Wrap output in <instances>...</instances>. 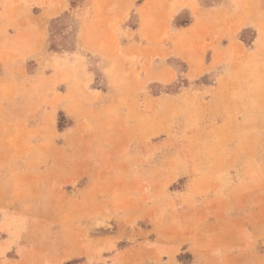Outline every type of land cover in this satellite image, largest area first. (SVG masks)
I'll list each match as a JSON object with an SVG mask.
<instances>
[{
  "label": "rangeland",
  "instance_id": "1",
  "mask_svg": "<svg viewBox=\"0 0 264 264\" xmlns=\"http://www.w3.org/2000/svg\"><path fill=\"white\" fill-rule=\"evenodd\" d=\"M0 264H264V0H0Z\"/></svg>",
  "mask_w": 264,
  "mask_h": 264
},
{
  "label": "crops",
  "instance_id": "2",
  "mask_svg": "<svg viewBox=\"0 0 264 264\" xmlns=\"http://www.w3.org/2000/svg\"><path fill=\"white\" fill-rule=\"evenodd\" d=\"M262 1V0H261ZM231 16H228V14H224L223 13V17H225V20H226V22L227 23H234V22H240V25H244V24H249L250 23V17H249V15H246L245 13H243V12H240L239 14H230ZM128 66H131V68L132 69H134V71H135V66H138V65H128ZM148 66H150V65H144V67H145V71H146V69H147V67ZM216 65H210V69H213V67H215ZM133 71V72H134ZM133 74V79H136V76L134 77V75H136L135 73H132ZM148 74V73H147ZM229 93H224V95L223 96H226V95H228ZM217 95H218V93H217ZM228 99V98H227ZM226 99V100H227ZM214 102H215V100H214ZM214 102L211 104L210 103V106L213 108V106H214ZM211 107H210V109H211ZM215 111H217V108H215ZM223 112L225 111L224 109L222 110ZM225 116V115H224ZM228 116V115H227ZM229 118H230V116H229ZM228 118V119H229ZM191 193H192V191L191 190H187L186 191V193L185 194H181L183 197H187V196H191ZM211 194V193H210ZM196 196H198V195H196ZM210 197H213L212 195H210ZM192 198H195V196H192ZM214 207V206H213Z\"/></svg>",
  "mask_w": 264,
  "mask_h": 264
}]
</instances>
